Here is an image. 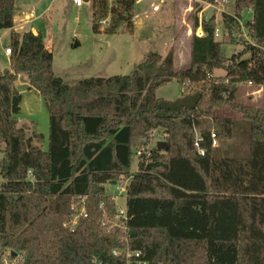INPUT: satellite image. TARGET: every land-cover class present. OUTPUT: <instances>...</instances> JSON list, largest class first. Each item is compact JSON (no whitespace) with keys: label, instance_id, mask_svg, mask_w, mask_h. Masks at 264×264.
<instances>
[{"label":"trees","instance_id":"trees-1","mask_svg":"<svg viewBox=\"0 0 264 264\" xmlns=\"http://www.w3.org/2000/svg\"><path fill=\"white\" fill-rule=\"evenodd\" d=\"M229 4L220 39L215 16L195 11L185 70L174 48L149 51L129 75L73 86L55 73L42 32L14 30L16 0H0L12 51L0 69V264H264V108L237 101L241 86L264 85V0ZM92 6L96 32L104 22L107 34L134 33L138 0ZM239 35L243 49L228 57ZM21 74L49 113L46 150L19 126ZM173 80L182 95L160 98ZM225 107L240 116L216 114ZM113 181L127 183L121 219Z\"/></svg>","mask_w":264,"mask_h":264},{"label":"rangeland","instance_id":"rangeland-1","mask_svg":"<svg viewBox=\"0 0 264 264\" xmlns=\"http://www.w3.org/2000/svg\"><path fill=\"white\" fill-rule=\"evenodd\" d=\"M145 1V4L148 3L147 0ZM156 2L159 10H154L151 3L145 5L144 9H147L145 14L148 18L139 35L135 32L107 34L103 31L104 22L100 26L101 30L96 32L92 0L85 1L80 7L76 6L73 0H16L15 19L20 21L26 15L32 17L28 28L35 26L46 36L47 42H50L55 73L66 83L74 86L81 79L93 76L129 75L149 51H158L165 55L174 48L176 69L185 70L191 62V37L194 34L195 11L201 8L198 13L201 21L203 18L215 16L217 27L221 28L220 36L217 37L220 39L223 28L222 11L231 13L233 9L232 4L226 2L215 4L201 0H157ZM251 17L250 12L245 13L243 22ZM199 31L200 29L197 28L195 33H200ZM0 34L3 35L2 32ZM238 37H240L239 43L224 45V52L228 57L243 49V38L240 35ZM8 42L9 36L0 40V69L11 67L10 57L5 54ZM216 73L224 75V71L221 70ZM16 87L22 94L19 126L25 129L27 136L34 133L42 135L41 139L35 138L33 143L40 148L43 145L46 150L49 113L45 102L37 89H29L25 75L21 74L18 77ZM183 89L180 82L173 80L161 86L157 90V95L165 100H176L182 95ZM256 92L252 87L241 86L237 101L243 105L264 108V91ZM216 114L240 116L228 107L216 110ZM161 138V136L156 138L154 143L159 142ZM3 156L4 154L0 153V161ZM138 163V158L135 156L131 164L132 171L138 170ZM2 182L3 178L0 176V184ZM121 186L120 182L105 184L106 191L116 197L119 207L125 209L127 195L126 191H121Z\"/></svg>","mask_w":264,"mask_h":264},{"label":"crops","instance_id":"crops-1","mask_svg":"<svg viewBox=\"0 0 264 264\" xmlns=\"http://www.w3.org/2000/svg\"><path fill=\"white\" fill-rule=\"evenodd\" d=\"M156 1L157 0H147L148 3H151V6H152V4L153 5H157ZM145 2H146L145 0H139L138 1L137 9L140 10V11H137V15H136V18H135V25H134V32L137 35H139L138 33L141 32V30L144 28V25H145L146 20L148 18L147 14H145V11L147 9L146 8L144 9L145 5L148 4V3L145 4ZM28 18H29V20H28ZM31 19H32V17L29 16V15H26L24 18H21L20 21H17L15 19L14 30H16L18 32L31 31V32H33L34 34L37 35L38 34L37 33L38 29L35 26L31 27V29L28 28V25L31 23ZM24 20H25V22H24ZM2 33H3V35H0V40H3L6 36H9L10 30L9 31L8 30L3 31ZM44 38L46 39V40H44L46 48L48 49V51H51L50 42L49 41L47 42L46 36ZM4 44H6V43H4ZM6 48H5V50H6ZM7 55H8V53L6 54V56ZM41 147H42V149H44L43 145Z\"/></svg>","mask_w":264,"mask_h":264},{"label":"built area","instance_id":"built-area-1","mask_svg":"<svg viewBox=\"0 0 264 264\" xmlns=\"http://www.w3.org/2000/svg\"><path fill=\"white\" fill-rule=\"evenodd\" d=\"M84 2H85V0H73V3H74L76 6H78V7L82 6V5L84 4ZM217 2H226V3H229V0H223V1H217ZM152 7L154 8V10H159V5H153V4H152ZM222 12H224V11H222ZM198 29H200V31H199L200 33L196 32V35L201 36V35H202V28L199 27ZM220 32H221V28L217 27V28H216V31H215V37H216V38L220 36ZM0 35H1V34H0ZM5 52H7L8 55H10V54L12 53L10 47H7L6 50H5ZM7 53H6V54H7ZM247 86L256 89V91H257L256 93H260V92L264 91V85L254 86L252 82H249V83L247 84ZM212 136L215 137L214 134H213ZM155 137L159 138L160 135H159V134H156V135L154 136V140L156 139ZM154 140H153V142H154ZM217 144H218L217 141L214 140V141H213V145L216 146ZM200 153H201V154H204L205 152H204V150L202 149V150L200 151ZM119 182L122 184V186H121V191H126V189H127V183H126L125 181H119ZM75 217H76V218L73 217L74 220H72V221H73V224L76 223V220H77V218H78V215H75ZM122 217H126V210L123 209V208H121V207H119L118 215H117V219H121ZM114 253H115V254H119L120 252H119V251H114ZM135 254H136L137 256H138V255H141L139 252H136ZM139 264H147V263H145V262H143V263L140 262Z\"/></svg>","mask_w":264,"mask_h":264},{"label":"water","instance_id":"water-1","mask_svg":"<svg viewBox=\"0 0 264 264\" xmlns=\"http://www.w3.org/2000/svg\"><path fill=\"white\" fill-rule=\"evenodd\" d=\"M85 1H89V0H85ZM112 183H113V184H115V183H116V181H113ZM13 254L15 255L16 253L14 252Z\"/></svg>","mask_w":264,"mask_h":264}]
</instances>
